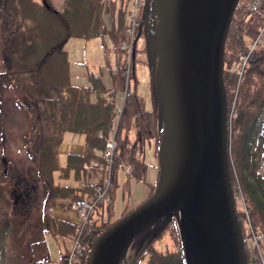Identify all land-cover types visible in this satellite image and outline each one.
<instances>
[{"label": "trees", "instance_id": "trees-1", "mask_svg": "<svg viewBox=\"0 0 264 264\" xmlns=\"http://www.w3.org/2000/svg\"><path fill=\"white\" fill-rule=\"evenodd\" d=\"M129 2L131 0H64L63 8L58 9L52 0H0V54L3 65L0 70V95L7 90L21 92L27 111L34 116L29 127L31 137L28 141L31 145L27 154L36 164V173L43 182L46 194L43 209L56 198L70 195L91 198L96 195L99 182H93L91 175L97 172V166L91 167V164L107 168L104 159L106 138L112 136L117 140V148L112 165L115 176L108 211L115 208L120 168L127 176L122 188L127 184V189L131 190L134 180L147 182L151 165L146 155L148 148L153 146L152 142L159 177L156 184L151 185L149 197L161 181L159 143L165 129L164 102L161 87L154 79L158 55L149 47L150 40L156 35L157 14L154 0L147 5L145 0L137 18L141 26L137 36L143 37L146 45L139 49L135 43V51L130 54L121 48L123 44L132 43L128 21L133 10L128 9L127 14L125 10ZM248 5L239 1L236 7L226 39L227 44L231 28H234L236 48L231 52L225 47L224 55L225 66L231 67L240 55L249 54L238 85L235 118L228 123L229 174L248 264H264V33L250 53L244 40L250 34L256 38L264 27V4L259 0L256 11L250 10ZM239 25L242 26L239 28ZM106 36L112 40L116 53L115 66L111 63L107 65L113 86H106L101 71L91 70L87 73L89 84L73 83L66 48L68 42ZM105 49H108L106 45ZM141 51L146 53V57H138L137 53ZM138 61L149 66V97L139 89ZM237 83L238 75L226 68L224 85L228 103ZM119 92L124 93L121 107L117 106ZM69 132L84 136V151L79 155L68 154L62 162L60 147ZM4 142L6 149L5 134ZM4 157L0 156V264L47 263L51 260L47 235H68L64 229L65 222L45 217V224H48L44 231L45 241L42 240L45 245L42 258L38 256V251L32 257L21 251L12 226L15 224L11 222L16 220V216L9 214V199L6 186H3L7 177V160ZM71 177L75 184H62L63 180ZM57 179L62 183H57ZM28 188L23 191V196L28 193ZM241 197L255 232L262 235L259 245L254 243L248 231L250 221L241 208ZM118 219H104L99 225L94 223L89 231H84L83 242L91 247L98 235ZM49 220L56 221L55 225ZM70 229L75 232L77 225L70 224ZM163 241L165 250L159 246ZM37 242L34 241V244ZM127 253L130 254L129 264H188L190 256L183 244L176 214L167 215L145 229L131 242ZM262 253L263 256L258 257Z\"/></svg>", "mask_w": 264, "mask_h": 264}, {"label": "water", "instance_id": "water-1", "mask_svg": "<svg viewBox=\"0 0 264 264\" xmlns=\"http://www.w3.org/2000/svg\"><path fill=\"white\" fill-rule=\"evenodd\" d=\"M149 1L146 0V5ZM190 3L191 0H172L171 31L161 52L164 58L177 37L180 56L166 66L175 98L163 95L161 88L164 130L176 127L178 132L174 150L181 129L185 130L176 173L164 181L162 171L153 195L96 238L88 264H109L110 249L123 242L127 250L145 229L178 212L187 223L190 241H196L194 230L201 226L195 219V202L204 192L214 190L221 239L220 251L210 253L209 264H248L229 174L228 98L224 85L226 39L239 0H211L210 12L201 22L190 15ZM183 39L185 44L182 45ZM195 55L197 60L192 65Z\"/></svg>", "mask_w": 264, "mask_h": 264}, {"label": "rangeland", "instance_id": "rangeland-1", "mask_svg": "<svg viewBox=\"0 0 264 264\" xmlns=\"http://www.w3.org/2000/svg\"><path fill=\"white\" fill-rule=\"evenodd\" d=\"M242 3L247 2L249 3L248 7L250 10H257V6L259 4V0H239ZM54 5L58 9L63 8L64 0H52ZM145 2V0H144ZM260 3L264 4V0H260ZM155 11L157 14V23H158V12L156 9V1L154 0ZM135 6L133 1L129 2L127 5V9L134 10ZM141 9H138L140 13ZM239 16V13H238ZM240 17V16H239ZM264 17V14H263ZM247 23V22H246ZM157 26V24H156ZM242 25H239V28ZM238 28V29H239ZM231 37L226 44V48H228L231 52H234V48L236 45L234 43V35L235 30L231 28ZM230 30V29H229ZM264 33V27L261 29L259 35L254 37L253 34L251 36H246L244 38L246 49L250 48L248 51L249 53L252 49L257 45V43L261 40V36ZM255 40V41H254ZM153 43V42H151ZM105 45L108 49H105ZM146 45L145 39L142 37L138 41L139 49L144 48ZM150 48H154L153 44H150ZM68 53H69V60L71 62V75L73 76V83L77 85H87L89 84V78L87 76L89 67L90 69H96L97 71H101L103 73V78L107 87H112L113 83L112 80L109 79L110 73L108 71L107 65L111 63V65L115 66L116 64V53L113 49V42L109 36L104 38H93L90 40L84 39H72L68 42L66 46ZM146 57V53L144 51L138 52V57L143 58ZM244 58L249 60V54L240 55L237 59V63L233 66H225L224 71L226 68L232 70L235 75H238V83L235 90H233V94L231 95V99L228 103V123H232L233 119L235 118V111L237 106V98H238V85H240V79L242 78V74L244 72L245 66L248 62L245 63ZM159 59V57H158ZM158 59L156 60V66ZM155 66V67H156ZM3 68L2 61H1V54H0V70ZM137 73L138 78L140 81V92H143L145 96L149 97L148 89H149V81H150V72L149 66L147 63L138 61L137 62ZM71 76V77H72ZM111 78V76H110ZM156 85L160 86L163 89V85L161 81L158 79L157 75L154 77ZM163 90H161L162 92ZM164 95V92H163ZM21 92L7 90L4 91L3 95H0V156H5L4 160H7V164H5V171L7 172L6 182L3 183L5 188V192H7L8 199H9V206H10V216H16V220L14 219L11 222H14L15 225L13 226L15 237L17 239V245L21 249V251H25L28 253L30 257L34 253H39L38 256L40 258L43 257L45 249V245L43 244V238H45V229L47 227L46 222L45 224V217L47 219L55 218L56 221L65 222L64 229L66 230L67 234L65 237L63 235H56L49 233L48 237V247L51 260L49 262L41 263V264H86L87 257L91 253L92 246L88 247V243L83 242V235L85 230H90L93 225L96 223L99 225L101 224L102 220L107 219H116L125 216L126 213L128 214L131 209L138 206L143 201H146L149 198L151 185L156 184L157 179L159 177V171L156 168V159H155V146L154 142L153 146L149 147L147 150L146 160L151 165L149 166L148 170V177L147 182H141L134 180L132 182L131 190H128L127 184L124 185V189L122 185L126 179V173L123 168H120L118 172V186L116 188V197H115V208L114 210H107V205L111 201V189L114 185V176L115 172L113 170V162L111 166L105 168L103 165H93L97 166V172L91 175L93 182H99L97 188L101 187L104 190L103 192V199L100 200L94 206V208L90 211V218L87 223L81 222L82 219H85L81 216L80 211L81 208L78 206L79 198H76L74 195H70V197H65L62 199L67 200V203H60L63 201L55 202L53 199L52 201L48 202L46 207V194L44 192V186L42 180L38 177L36 173V164L31 160L30 156L27 154V149L30 147L29 138L30 132L29 127L31 126V117L33 114L27 111L24 99L22 97ZM124 99V93L119 92L117 95V103L118 107L122 105ZM118 110V108H117ZM34 117V116H33ZM165 131V130H164ZM4 132V133H3ZM4 134L6 137V149L4 148ZM163 132L160 136V150H161V139H162ZM116 139V138H115ZM4 142V143H3ZM116 148H117V140H116ZM114 156L115 157V152ZM5 149V150H4ZM4 150V151H3ZM161 158V153H160ZM66 159V155H61V160L64 162ZM162 162V161H161ZM93 163V162H92ZM153 165V167H152ZM129 170V168H127ZM126 170V171H127ZM60 176V175H59ZM57 175V177H59ZM56 177V178H57ZM24 178V179H23ZM60 178V177H59ZM63 182V183H62ZM59 182L57 179V183H67L69 184L74 183V178L71 177L68 180H63ZM31 187V189L28 188ZM28 188V193L24 194V190ZM237 188L240 189V185L237 184ZM242 190V189H241ZM85 200H88L89 197H83ZM81 199V198H80ZM92 200V199H90ZM241 203L245 213L247 214V218L250 216L248 214V210L246 208V203L243 201L241 197ZM59 210L57 211V208ZM57 211V212H56ZM63 212H70V216L74 219H78L79 224L77 225V229L73 232L70 229V223L66 220H62L57 217V214L63 217ZM47 214V215H46ZM21 215V216H19ZM176 218L178 221V225L181 232V237L183 244L187 250L189 247L190 236L187 229V223L185 222L183 215L181 213H176ZM118 219V220H119ZM247 220L250 221L248 218ZM53 220H49L51 224L54 226L55 222ZM83 221V220H82ZM108 221V220H107ZM250 223L248 226V231L252 234L251 238L254 240V243L259 245L260 240L262 239V235L255 232V226L253 223ZM83 223V224H82ZM95 223V224H94ZM42 229V232H41ZM100 235V234H99ZM98 235V236H99ZM43 240V241H42ZM96 240V239H95ZM34 241H38L34 244ZM95 242V241H94ZM93 242V243H94ZM32 246H37L38 248H33ZM159 246L162 249H166L165 242H160ZM173 247V244L170 245ZM44 247V248H43ZM46 251V250H45ZM252 253V252H251ZM63 254V255H61ZM190 254V253H189ZM262 254H258V257L261 258ZM122 264H129L130 263V254L127 253V250L123 253L121 258ZM189 264H195L193 256H189Z\"/></svg>", "mask_w": 264, "mask_h": 264}, {"label": "bare ground", "instance_id": "bare-ground-1", "mask_svg": "<svg viewBox=\"0 0 264 264\" xmlns=\"http://www.w3.org/2000/svg\"><path fill=\"white\" fill-rule=\"evenodd\" d=\"M133 1V0H131ZM156 9L158 12V23L155 37L150 40V44H153V49L160 54L157 62L155 76L161 81L166 97L171 99L175 98L173 87L169 81L167 74V63L171 61H177L180 56V42L177 41V37L172 41L169 49L167 50L164 58H162V46L164 40L170 35L171 31V5L172 0H155ZM211 8V0H191L189 5L190 15L198 22L203 21L209 14ZM126 14L128 13L127 7H125ZM236 10V9H235ZM129 28L131 30L132 43L130 45L123 44L121 48L127 50L130 54L135 51V43L138 46L140 39L137 36V31L141 27L140 22L134 21L133 12L129 17ZM153 42V43H151ZM181 44H185V40L181 41ZM139 48V47H138ZM152 49V48H151ZM177 52V53H175ZM138 54V53H137ZM197 55L193 58L192 65L196 62ZM192 67V66H191ZM190 74V72H189ZM189 76V75H188ZM169 133V135H168ZM178 132L176 127L169 128L164 131L161 139V157H162V171L163 179L167 181L174 177L176 168L183 149L185 130L181 129L179 133L178 145L175 148V139ZM233 191V190H232ZM234 194V193H233ZM195 219L201 226L194 230L196 241H190L188 251L193 256L195 264H209V255L211 252L218 254L220 251V220L218 215V202L216 191L211 193L204 192L195 202ZM236 207V206H235ZM144 228V227H143ZM244 237V236H243ZM245 242V240H244ZM125 252L123 248V242H121L114 249L109 250V264H122L121 258ZM89 257H87L86 264L89 263Z\"/></svg>", "mask_w": 264, "mask_h": 264}, {"label": "built area", "instance_id": "built-area-1", "mask_svg": "<svg viewBox=\"0 0 264 264\" xmlns=\"http://www.w3.org/2000/svg\"><path fill=\"white\" fill-rule=\"evenodd\" d=\"M134 3V10H133V16H134V21L137 22L138 18V9H141L142 5L144 4V0H133ZM245 63L247 62V58H244ZM100 137H102V134H99ZM116 148V139L115 137H109L106 138V150L104 152V159H105V164L107 167L111 166L113 159H114V151ZM105 189L99 187L96 190V195L93 197L92 200H85V199H79L78 206L81 208L80 214L83 218L81 222L87 223L90 218V211L96 206L100 200L103 199V192ZM100 199V200H98ZM83 224V223H82Z\"/></svg>", "mask_w": 264, "mask_h": 264}, {"label": "crops", "instance_id": "crops-1", "mask_svg": "<svg viewBox=\"0 0 264 264\" xmlns=\"http://www.w3.org/2000/svg\"><path fill=\"white\" fill-rule=\"evenodd\" d=\"M70 64H71V62H70ZM136 67H137V65H136ZM89 70L98 72L96 69H90V67H89ZM70 71H71V67H70ZM71 78L73 79V76ZM83 143H84V136L83 135L70 133V132L66 133L65 137H64V142L60 147V152H61V154H65V155L82 154L84 151ZM93 176L95 179L96 175H93ZM54 200H55V202H59V200H60V201H63L60 203H67L68 202L67 200H70V198H68L67 200L62 199V198H59V200H57V198H56ZM59 208L60 207L57 208V211L59 210ZM70 214H71L70 212H63V215H62L63 217L59 216L58 214H57V217L62 219V220L68 221L71 225H78L79 221H80L78 219V216H77V219H74L73 215L71 217Z\"/></svg>", "mask_w": 264, "mask_h": 264}]
</instances>
